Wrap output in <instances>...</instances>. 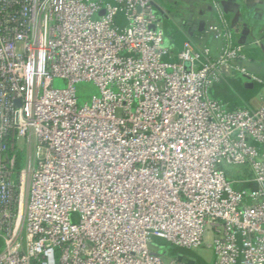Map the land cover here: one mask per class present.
<instances>
[{
    "label": "built area",
    "instance_id": "obj_1",
    "mask_svg": "<svg viewBox=\"0 0 264 264\" xmlns=\"http://www.w3.org/2000/svg\"><path fill=\"white\" fill-rule=\"evenodd\" d=\"M212 4L217 57L169 44L160 0H0V264H194L155 238L264 264V92L211 95L229 71L264 81Z\"/></svg>",
    "mask_w": 264,
    "mask_h": 264
},
{
    "label": "crops",
    "instance_id": "obj_2",
    "mask_svg": "<svg viewBox=\"0 0 264 264\" xmlns=\"http://www.w3.org/2000/svg\"><path fill=\"white\" fill-rule=\"evenodd\" d=\"M229 20L234 39L237 44L244 47L247 60L243 62L249 71L261 77L264 81V0H217ZM163 8L172 16V21L176 26H185L188 33L194 36L197 42H205L210 48L212 55L217 57L220 54L222 41L207 35L206 30L209 24L219 21L212 0H186L184 3H173L170 0H160ZM166 17V16H165ZM164 17V18H165ZM201 21L206 22V28L203 31H194L189 23L194 25ZM165 25V21H164ZM166 30V29H165ZM193 34H191V31ZM206 35L203 40L200 36ZM167 42L177 48L167 35ZM261 84V83H260ZM242 87V88H241ZM264 92V82L256 85V80L252 77L234 71H229L224 78L216 82L211 95L224 102L226 107L234 109L248 105L254 98L261 97ZM251 172L249 168L244 171V176L237 179L249 178ZM236 188L250 186L249 183L237 182ZM152 248L160 252L166 258H182L189 260L194 264L205 262L213 264V252H210L208 260L202 258L195 251L194 256L187 255L180 247L174 246L169 242L155 238ZM210 249V248H209ZM197 258L199 261H197Z\"/></svg>",
    "mask_w": 264,
    "mask_h": 264
},
{
    "label": "rangeland",
    "instance_id": "obj_3",
    "mask_svg": "<svg viewBox=\"0 0 264 264\" xmlns=\"http://www.w3.org/2000/svg\"><path fill=\"white\" fill-rule=\"evenodd\" d=\"M54 86L56 87H65L66 81L60 78H56L54 80ZM78 96L80 99V103L90 102L94 96L98 97L100 96V90L98 86L93 81H81L78 82L76 85ZM224 168L226 170L228 178L233 181L237 178L244 176V171L246 166H230V165H224ZM2 246L0 247L1 250ZM212 250L208 247L204 246L200 249L195 250V253L201 256L202 258H206L208 260V257L210 256V252Z\"/></svg>",
    "mask_w": 264,
    "mask_h": 264
},
{
    "label": "trees",
    "instance_id": "obj_4",
    "mask_svg": "<svg viewBox=\"0 0 264 264\" xmlns=\"http://www.w3.org/2000/svg\"><path fill=\"white\" fill-rule=\"evenodd\" d=\"M171 2L179 3V2H175V1H171ZM120 15H122V14H120ZM172 20L173 19H170L168 17L164 18L166 35H168V37L170 38L171 42L174 45H177V48H181L183 43H184V41L187 38H193L194 39V36L190 35L188 33V31H187L185 26H182V25L181 26H176L177 24H175ZM261 84H260V82L256 81V85L257 86H260ZM2 244H3V242H2V239L0 238V247L2 246ZM183 251L186 252L187 255L195 257V254L192 251L185 250V249H183ZM197 261H199L198 258H197ZM198 264H206V263L205 262H199Z\"/></svg>",
    "mask_w": 264,
    "mask_h": 264
},
{
    "label": "water",
    "instance_id": "obj_5",
    "mask_svg": "<svg viewBox=\"0 0 264 264\" xmlns=\"http://www.w3.org/2000/svg\"><path fill=\"white\" fill-rule=\"evenodd\" d=\"M118 20H120V18H118ZM189 25L191 26V28L194 30V31H203L205 28H206V22L205 21H201L199 24L197 25H194L193 23H189ZM191 31V30H190ZM191 34H193V32L191 31L190 32Z\"/></svg>",
    "mask_w": 264,
    "mask_h": 264
}]
</instances>
